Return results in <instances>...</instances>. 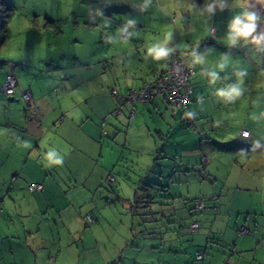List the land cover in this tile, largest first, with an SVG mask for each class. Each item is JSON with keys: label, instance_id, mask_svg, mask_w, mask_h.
Segmentation results:
<instances>
[{"label": "crops", "instance_id": "crops-1", "mask_svg": "<svg viewBox=\"0 0 264 264\" xmlns=\"http://www.w3.org/2000/svg\"><path fill=\"white\" fill-rule=\"evenodd\" d=\"M38 1L46 3L48 0ZM57 1L64 2V0ZM87 1H89L88 10L97 15L99 21H102L105 15V21L114 22L115 19L107 13L129 14L131 17L125 19V24L128 20H135V25L139 28L152 31L151 35L156 40L149 39V45L159 42L161 35L167 37L172 27H174V31L171 40L168 41L169 47L176 46L179 50V47L182 46H177V40L185 39L182 41L185 55L183 56L179 51L185 65L196 70L190 78L192 93L188 108L173 113L169 102L165 98L157 96L145 104H135V117L131 119L134 124L131 127L127 122L130 105L125 103L118 114L112 115H115V118L109 120L108 127L107 124L105 126L108 135H110L105 138L109 139L114 146H119L121 150L119 152L118 149H111L110 154L113 155L109 156L108 151L103 154L104 146H102L101 151H98L99 160L94 165L98 167L107 157L114 158L118 161L117 163L123 160L124 165L119 168V171L124 174L123 179L127 182L128 189L129 186L136 187L137 195L140 197L143 196L140 194L141 189L151 191L162 187L173 193L174 188L176 190L181 187L184 189L185 186L186 194L180 192L179 196L188 198L185 200L189 202L190 211L187 213L183 208L184 199L178 200L175 198L176 196L172 197L171 195L166 199H170L173 206L168 214L161 216L155 215L151 210L149 214L144 210V214L136 215L133 211L136 207L135 204L132 205V200L126 197L121 199L122 194L119 191L116 198L119 199L121 208L112 205L111 196H107L104 187L107 186L106 190L110 188V192L114 193L112 189L115 188L116 179L115 181L108 180L110 176L114 177L112 171L109 170L112 169L109 164L103 166L102 170L99 169L96 173L94 185L97 191L101 192L96 195L99 198L93 199L92 208L86 211V214L93 218L92 222L85 220L89 224L88 228H85L87 230H83L80 225V221H84L85 217L82 219L81 215H77L72 219L71 216L64 215L60 209L53 216L45 214L46 212L42 209L41 212H43L40 215H32L29 212L16 215L14 210L10 209L16 205L14 197L16 191L22 188L40 194V208H43L44 205L49 206L45 200V191L52 185L49 181L51 175L45 171L43 165L39 166L38 162L43 159L40 154L42 148L50 147V143L47 142V136L50 133L65 137L64 133L73 126L76 114L84 112L87 115H94L98 120L97 125L95 124L93 127V137L103 138L101 121L104 118L108 119L104 116L117 106L110 91L115 89L118 93L124 94L130 87H138L142 82L158 77L165 70L168 58L156 62L151 57H147V61L135 66L127 62V51L120 50L115 55L109 54L112 48L111 40L107 44L104 61L108 64L106 66L109 72L113 69L123 72L125 82L120 87H112L106 94L88 93V98H85L87 109L82 110L80 106L73 104L66 105L65 97L62 96L61 91L57 94V102L51 105L46 100L48 97L37 92L31 84H27V87L20 86V89L30 92L31 100L28 103L23 101L20 94L15 93L9 97L0 92V202L7 208V211H4L0 207V264H264V195L255 199L252 193L254 190L241 188L237 182L230 181L231 173L220 167L222 162L219 159L224 158L225 160L227 155H231V158L237 157V154H241L239 153L241 149L231 147L227 151H216L209 143L207 155L201 152L202 154L200 153L201 156H199L196 147L191 146V143L195 142L197 138L196 133L185 127V124L190 121L193 124L196 123L197 128L199 127L204 135L231 136L230 129H224L220 133L219 129L214 130L210 127L213 125L208 119L209 115L208 118H201L200 115L209 100L214 98L219 101L215 95L216 89L237 82L236 73L239 71L246 73L245 86L256 88L258 83L260 87H264V79L257 83L254 82L255 73L247 64V58L253 57L251 50L256 45L242 42L236 48L229 47L225 35L226 26L233 11L217 12L215 16L208 19L207 15L202 14L201 11L205 0H191V7L189 0H150L147 7H145V0ZM255 3L262 6L264 0H255ZM7 4L13 7V16L8 22L7 28L18 11L20 14H24V11L31 7L30 0H9ZM59 8L54 10L58 14H60L59 10L65 13L66 9L69 10V13H75V8L67 6L64 9L62 3ZM42 13L48 19L49 14L46 7ZM51 13L55 14L53 11ZM172 14H178L179 17L175 19ZM188 14L194 16L187 17ZM180 29L182 32H179ZM209 29H213V31L209 33ZM147 39L146 36L142 38V46L148 44ZM121 41H124L126 45L128 43L125 40ZM121 45L123 46V42ZM195 48L205 56L204 63L192 64L190 53ZM143 51L147 55V51ZM223 56L228 57L227 67L224 71L219 72L217 65ZM243 57L244 63L242 62ZM213 69L217 70L220 75V79L215 84L211 83L210 77L206 75L207 71ZM15 77L18 78L16 75ZM4 80L5 77L2 79V84ZM20 81H22L21 78H18L17 83L19 84ZM214 109L218 111L221 109L220 105L217 103ZM75 111L77 113H74ZM195 116L199 118L194 120ZM143 118L146 121L144 124H142ZM225 124L226 122H224ZM18 127L20 131L24 132L22 138L18 136ZM151 129L159 139H166L168 136L174 140L172 143L165 142L162 146L164 158H166L164 171L168 175L164 183L166 184L167 181V185L163 186H160L161 178L158 177L153 166H148L144 172L143 167L140 166L141 168L138 167L136 172L137 177H130L133 168H130V160L127 159L142 151L144 153L142 147L145 145L148 147L156 145L150 138ZM242 129L244 127L238 130L236 138H239L237 140L242 141L241 146L245 147V142H253L255 136L252 137V129L248 131L247 137L242 136ZM38 141L42 144L41 149ZM25 142L30 146H26ZM143 142L146 144L142 146ZM92 144L96 145L95 140ZM203 156L206 159L205 172L199 170L200 159ZM157 157L155 155L154 158ZM247 157V161H249L251 156ZM22 158L24 161L22 174L30 181L27 187V184L19 179V174L16 171L21 165ZM186 164L195 167H186ZM233 167L237 170L235 175L238 180H249L250 173L247 170H242L243 168L235 162L231 168ZM114 169L118 168L115 166ZM31 182L41 183L42 190H30ZM108 186L110 187L108 188ZM246 186L249 185L246 183ZM243 190L249 193L243 192ZM197 200L206 203V206L201 209L194 208L195 203L193 202ZM135 203L137 202L135 201ZM150 203V201L147 202L149 206ZM20 205L34 206L33 201L29 202L26 199L22 200ZM114 207L118 210L115 209L112 213ZM126 209L132 213L131 217L126 215ZM51 217H55L56 222L61 223L60 227H55L60 245L66 234L81 242V252L78 255H71L64 246H58L53 247V250H59V253L52 258L49 256L48 248L41 246L40 249L35 250L30 242H27V239L34 235V229H37L35 234L41 232L38 222L46 223ZM193 222L198 224L195 231L190 229V224ZM9 223L15 224L16 232L13 234H11ZM66 223H70L71 226L68 227ZM242 226L247 229L245 234L239 233ZM6 228L9 234L4 232ZM87 234L92 245L88 248L89 252L85 253V263H81L77 261L76 256L80 259L79 255L85 250L83 240ZM9 238L11 241H6ZM2 240L6 241L8 245L4 246ZM200 249L205 250V258L201 261L195 258V252ZM50 258H52L51 262Z\"/></svg>", "mask_w": 264, "mask_h": 264}, {"label": "rangeland", "instance_id": "rangeland-1", "mask_svg": "<svg viewBox=\"0 0 264 264\" xmlns=\"http://www.w3.org/2000/svg\"><path fill=\"white\" fill-rule=\"evenodd\" d=\"M6 1L8 2L9 0H0V4L3 2L7 4ZM61 3L64 9L67 6L68 8H75V13H69L68 9L65 10V13L60 10V14L56 13L54 10L57 8L60 9L59 6ZM88 3L89 1L87 0H64V2L48 0L46 3H42L38 0H30V9L27 8L24 14H20L18 11L14 15V20H12L10 26L8 28L6 27L7 31L6 29L4 32L0 31V86L6 74L12 72L24 81H20L15 92L16 94H20L21 98L22 95L20 91L22 89H20V86L27 87V84H31L37 92L48 97L46 100L51 105L57 102V94L61 91L62 96L65 97L64 102L66 105L73 104L80 106L82 110L87 109L85 107V105H87L85 98H88V93L101 92L106 94L112 87L122 86L125 82L124 73L114 69L109 72L106 66L108 64L104 61L107 44L112 40V48L109 54L112 53L115 55L120 50L127 51V62L136 66L148 60L147 57L149 56H147L143 50L147 51L151 46L149 45V39H156L151 35L152 31L149 29H141L137 25L128 27L124 22H126V18L131 17L129 14L107 13V15L115 19L114 22L110 23L105 21V15L103 20L99 21L97 15L88 10ZM45 7L48 9V19L46 15L42 13ZM52 11L55 12V14L51 13ZM28 13L30 14L28 15ZM172 15L175 19L179 17L178 14ZM189 15L190 14H188L187 17L194 16ZM21 18H23V21H21ZM178 23L180 22L178 21ZM125 27H127V32H121L120 30ZM173 31L174 27L171 28V34H173ZM179 32H182V29H180ZM144 36L148 38V44L146 46H142L143 43L141 40ZM121 40L128 41L127 45ZM182 41H185V39L182 38L181 41L177 40L176 43L177 46H182L179 47V50L184 56L185 51ZM121 42H123V46ZM159 42H166L165 35H161ZM252 49L251 53L253 51V57L247 58V64L250 65L253 73H255L254 76L256 79L254 82L257 83V81L259 82L264 79V49L257 46H254ZM244 61L245 59L243 57L242 62L244 63ZM68 69H70V71H68ZM257 85L256 88H250L244 84L243 87L245 90L243 95L239 100L233 103H226L220 99L217 101L212 98V100H209V102L205 104L200 117L208 118L209 115L208 119L213 125L210 127L214 130L219 129L220 133L224 129H230V137L229 135L228 137L212 136L210 134L204 135L200 128H197L196 123L193 124V122L189 121L185 124L186 129L196 133L195 135L197 138L195 142L193 141L191 143V146H195L199 154L203 152L207 155L209 143L216 151H227L231 147L241 149L239 152L241 154H237V157H234L236 160L231 158V155L225 156V160L224 158L219 159L220 162H222V164L220 163V167L231 173L230 181L237 182L241 188L254 190L252 193L255 199H259V197L264 195V87H260L258 83ZM77 92H79V94H77ZM1 94L3 93L1 92ZM114 99L118 106L117 99ZM18 101L20 102V99ZM217 103L221 108L218 109V111L214 109ZM113 111L104 116L108 117L106 120L107 127L109 120L115 118L112 116L114 114ZM74 113H77V111ZM196 118L199 117L195 116L194 120ZM74 120L73 126L68 129V132L64 133L65 137L53 133L47 136V142L50 143L49 148L54 147L63 155L64 159L62 165H50L45 158L49 148H42L41 140L38 141L39 148H42L40 154L43 156V159L38 162V165H43L45 171L51 175L49 181L52 185L45 191V200L49 203V206L44 205L43 208H40V194L29 192L25 188L18 189L14 196L16 198V205L10 208L14 210L16 215L24 212H29L32 215H40L44 211L46 212L45 214L53 216L57 214L60 209L64 215L71 216L72 219L77 215H81L82 219H84L86 211L92 208L93 199L99 198L96 195L101 192L97 191L94 185L97 177L96 173L99 169L102 170V167L108 164L110 168H112L109 170L112 171L116 179V183H114L115 188L112 189L114 193L110 192V186H108V190H106L107 186H104L105 192L107 191V196H111L112 205L119 209L121 208L119 199L116 198L117 192L119 191V193L122 194L121 199L126 197L137 202L135 204L136 207L133 209L136 215L144 214L145 211L149 214L151 210L155 215L161 216L163 214H168L170 208L173 206L171 200L166 199L171 195L172 197L176 196L175 198H178V200L184 199L183 208L187 213L190 211L188 206L189 202L185 200L188 198L179 196L180 192L186 194L185 186L184 189H182V187L177 188V190L174 188L173 193L162 187L151 191H143L141 189L140 194L143 196L140 197V195H137L138 190L136 187L132 188L129 186L128 189L127 182L123 179L125 176L119 171V168L124 165L123 160L117 163L118 161L114 160V158L107 157L103 159L101 162L102 164L96 167L94 164L99 160L98 151H101L102 146H104L103 154L108 151L107 153L109 156L113 155L110 154L112 151L111 149H118L120 152L121 148L119 146H114L109 139L105 138L107 136L110 137V135L103 136V138L93 137V127L98 123L94 115H87L84 112L78 113ZM127 122L131 127L134 124L132 120H128V118ZM145 122L143 118L142 124ZM224 122H226L225 125ZM242 127L248 131L252 129V137L254 138L255 136L253 142H245V147H242V141L236 138L238 130ZM194 128L197 129L194 130ZM18 129V136L22 138L24 132L20 131L19 127L17 130ZM150 138L152 142L156 143L155 147H148V145L143 146V144H146V142H143L142 148L144 153L142 151L138 153V155L135 154L133 157L127 159L130 160V168H133L130 177H137L136 172L140 166L143 167V172L148 166H153L156 169V174L161 178L159 180L160 186L167 185V181L166 184H164L168 175L164 171L166 158H164L165 154L162 151V146L165 142L170 141L172 143L174 140L170 139L168 136H166V139H159L153 129H151ZM94 140L96 142L95 146L92 144ZM201 154L199 156H201ZM155 155L158 156V159L154 158ZM248 155L251 156L249 161H247ZM234 162L239 167L241 166L243 168L242 170H247L250 173L248 181L237 179L235 175L237 170H235L234 167L231 168ZM20 164V167H18L16 171L19 174V179H22L23 182L27 184V187L30 181L28 177L22 174V165L24 164L23 158ZM115 166L118 169L113 170ZM185 166L190 168L195 167L190 164H186ZM246 183L249 186H246ZM243 192L249 193L246 190H243ZM25 199L29 202L33 201L34 206H21V201ZM38 199L39 201L37 202ZM149 201L151 202L150 206L147 204ZM0 207L4 211H7V208L1 205V202ZM116 207H114L112 213H114L115 209L118 210ZM41 209L43 210L42 212ZM125 213L130 217L132 215L127 209ZM38 225L41 226V232L35 234V230L37 231V229H34L32 238L29 237L27 239V242H30L35 250L40 249L41 246H43V248H48L47 251L52 258L59 253V250H53V247L64 246L66 251L74 256L81 252V242H78L76 238H71L68 234L63 236L62 244H59L58 233L55 227H60L61 223L56 222L55 217H51L46 223L39 221ZM66 225L68 227L71 226L70 223H66ZM80 225L83 230H87L85 228H88L89 224H87L84 219V221H80ZM9 227L11 234L16 232L15 224ZM4 232L5 234H9L7 228ZM7 240L11 241L10 238L6 239V241ZM6 241H3L4 246L8 245ZM83 245L86 248L79 255L80 259L76 256L77 261L81 263H85V253L89 252L88 248L92 245L88 234L83 240ZM52 258L49 259L50 262ZM66 260L67 258L65 261Z\"/></svg>", "mask_w": 264, "mask_h": 264}, {"label": "clouds", "instance_id": "clouds-1", "mask_svg": "<svg viewBox=\"0 0 264 264\" xmlns=\"http://www.w3.org/2000/svg\"><path fill=\"white\" fill-rule=\"evenodd\" d=\"M148 3H150V0H145V7H147ZM189 6H192L191 0H189ZM225 10L233 11L226 26L225 39L228 46L236 48L243 42L244 44L250 43L264 49V29L261 28V25L264 24V7L257 5L255 0H205L201 8L202 14H206L208 19L215 16L217 12ZM135 23V20H128L127 26L131 27ZM120 31L127 32V27ZM209 33H211V29H209ZM171 35V32L167 34L166 42L164 43H153L147 49V56L156 62L166 60L173 52V48L168 46ZM190 58L193 65L202 64L205 61V56L196 48L191 51ZM227 60V56L222 57L217 65L219 72L224 71L227 67ZM219 72L215 69L207 71L206 75L210 77L211 83L215 84L220 79ZM245 75L244 71L237 72V82L227 87L216 89V97L226 103H233L239 100L245 90L243 87ZM25 144L30 146L27 142ZM45 158L50 165H62L64 159L63 155L54 147L49 148Z\"/></svg>", "mask_w": 264, "mask_h": 264}, {"label": "built area", "instance_id": "built-area-1", "mask_svg": "<svg viewBox=\"0 0 264 264\" xmlns=\"http://www.w3.org/2000/svg\"><path fill=\"white\" fill-rule=\"evenodd\" d=\"M261 7H264L262 4ZM174 20V19H173ZM213 31V29L211 30ZM173 52L168 57V63L165 70L156 78L142 82L138 87H130L124 94H120L117 90L112 89L111 96L117 99L118 106L113 111L114 114H118L124 107L125 103H129L130 108L128 110V118L132 119L135 115L136 103H147L154 99V97L160 96L165 98L175 113L180 109L188 108L190 95L192 93V87L190 84V78L195 74L196 70L193 67H187L184 63V59L176 46L172 47ZM17 86V78L12 73H8L1 87V92L7 96H12ZM22 98L25 102H30L31 95L28 90H21ZM106 119L101 122V126L104 127ZM105 133L104 130H102ZM249 134L247 129L241 130V135L247 137ZM202 168L206 165V159L203 156L200 160ZM109 181H113V177L108 178ZM30 190L40 191L42 184L38 182H31L29 184ZM206 205L202 202H196L194 208L201 209ZM89 218V217H88ZM198 228V224L193 222L190 224V229L195 231ZM247 229L242 226L239 229L240 234H245ZM196 259L200 260L204 257L203 250L195 252ZM234 264V263H225Z\"/></svg>", "mask_w": 264, "mask_h": 264}, {"label": "trees", "instance_id": "trees-1", "mask_svg": "<svg viewBox=\"0 0 264 264\" xmlns=\"http://www.w3.org/2000/svg\"><path fill=\"white\" fill-rule=\"evenodd\" d=\"M12 14H13V7H12V5H9V4H5L4 2L3 3H1L0 4V31H2V32H4L5 31V29H6V27H7V24H8V22L10 21V19H11V17H12ZM261 28L262 29H264V24H262L261 25ZM9 73V72H8ZM7 73V74H8ZM6 74V75H7ZM5 78H6V76H5ZM18 84V83H17ZM3 85V84H2ZM2 87V86H1ZM16 89H17V86H16V88H15V92H16ZM15 92L13 93V95L15 94ZM5 95V94H4ZM12 95V96H13ZM7 96V95H6ZM9 97H11V96H9ZM190 97H191V95H190ZM189 102H190V100H189ZM188 106H189V104H188ZM181 110V109H180ZM115 116V115H114ZM117 116V115H116ZM128 117V116H127ZM134 117H135V115H134ZM133 117V118H134ZM132 118V119H133ZM104 119H106L107 120V118H104ZM129 120H131V119H129ZM105 126H106V123H105V125H104V127H102V130H104L105 131V133H103L102 132V136H106V135H108V132H107V130L105 129ZM201 160V159H200ZM205 167H206V165L202 168V166H201V163H200V165H199V170L200 171H204V169H205ZM114 178V177H113ZM113 181H115V178H114V180ZM42 188H43V185H42ZM42 190V189H41ZM40 190V191H41ZM36 191V190H35ZM196 202H202V201H194L193 203H196ZM204 203V202H203ZM134 204H136L135 203V201L133 202L132 201V205H134ZM204 204H206V203H204ZM194 206V205H193ZM89 217V218H88ZM85 220L87 221V222H92L93 221V218L89 215V214H85ZM200 250H202V249H200ZM203 252H204V257L202 258V259H200V261L201 260H204V258H205V250H203ZM196 258V257H195ZM198 260V259H197Z\"/></svg>", "mask_w": 264, "mask_h": 264}]
</instances>
